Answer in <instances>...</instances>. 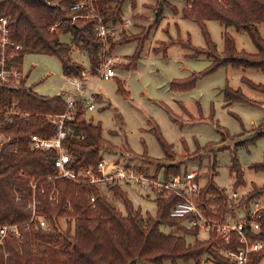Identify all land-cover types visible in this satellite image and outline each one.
<instances>
[{
	"label": "trees",
	"instance_id": "trees-1",
	"mask_svg": "<svg viewBox=\"0 0 264 264\" xmlns=\"http://www.w3.org/2000/svg\"><path fill=\"white\" fill-rule=\"evenodd\" d=\"M87 1L0 0V16L10 17L11 38L23 46L18 50L16 60L22 64L27 52H44L58 57L66 76L81 75L86 67L72 56L73 47L78 46L86 50L90 67L94 70L100 62L104 42L95 31L96 18L86 16L90 9ZM124 1L94 0L106 21L114 24L123 23L125 20L122 12ZM79 2L85 4L74 7ZM133 2L135 5V0ZM185 2L183 16L198 22L204 30L210 49L209 56L214 58L210 70L224 63L264 70V36L259 30V24L264 23V0ZM174 9L177 11L176 7ZM209 19L247 31L257 46V52L238 50L234 37L225 30V50L220 56L206 29V20ZM63 33L71 35V43L61 39ZM134 38L136 37L127 34H123L118 40L109 38L108 53L117 43ZM182 44L192 46L191 42ZM143 46V42H138L136 52L129 57L130 62L123 65L125 69L136 67ZM205 50L198 48L193 55ZM198 76L194 73L185 81L174 79L172 87L192 88ZM27 77L28 74H25L24 81ZM250 83L253 87L264 90V86ZM33 87L30 84L26 88L17 89L0 82V130L11 136V141L0 149V227L17 223L21 232L19 237L8 231L2 238L0 264H138L143 261L163 264L165 260L177 264L178 260H199L206 253L221 262L228 261L219 250L229 244L215 239V232L211 234V238H200L198 228H186L181 225L183 219L170 215L171 208L179 200V196L175 194L157 197V215L145 216L140 210L133 208L118 183L105 185L115 197L124 200L126 213L119 210L102 193L101 185L77 183L66 177L49 180V175L57 173V150L31 148L26 137L32 133L44 136L55 134L56 126L46 114L62 113L66 103L62 93L45 95L38 93ZM118 89L123 94L128 93L121 79L118 80ZM224 97L228 102L247 100L241 88L229 85L224 89ZM13 102L18 103L21 112L9 114L12 117L10 120L5 109ZM85 113L84 104L80 101L76 118L69 122L73 134L63 142L66 152L71 155L69 166L76 170L84 167L96 168L103 159L102 148L117 149V146L103 136L101 123L86 120ZM261 135H264V131H256L249 140ZM158 137L165 151V157L158 165L164 167L165 160H173L176 154L172 146L163 140L160 132ZM255 167L264 168V163ZM165 168V178L182 172L181 166L177 164H168ZM231 171L240 179L239 183L244 182L243 170L237 159L233 160ZM158 173L157 171L156 175ZM199 176L200 174L197 179ZM51 195H56V200ZM245 195L249 199L264 196V185L251 186V190ZM92 196H95V202H92ZM33 200L38 202L36 212L39 217L47 219L48 228L43 227L38 219H33V211L29 206ZM200 204L206 214L214 219L224 220L229 216H237L236 205L231 206L228 202V193L212 180L201 187ZM262 213L261 227L251 235L264 240V209ZM66 215L73 223L62 230L59 219ZM161 224L175 227L176 231H165ZM188 236H193L194 239L189 240ZM230 246L236 247L237 244ZM262 262L264 248L252 254L251 264Z\"/></svg>",
	"mask_w": 264,
	"mask_h": 264
},
{
	"label": "rangeland",
	"instance_id": "rangeland-1",
	"mask_svg": "<svg viewBox=\"0 0 264 264\" xmlns=\"http://www.w3.org/2000/svg\"><path fill=\"white\" fill-rule=\"evenodd\" d=\"M133 4V0L124 1L122 12L125 20L117 24L119 32L113 40L120 39L123 34L136 38L117 43L109 53L123 59L117 65L118 75L108 80L97 75L83 76L88 89L101 96L95 101V109L87 108L85 118L101 123L103 136L117 146V149L102 148V158L117 160L123 152L126 163L150 174L158 171L159 179L165 178L163 171L168 164H177L182 168L181 173L197 170L202 187L212 180L227 193L236 189L247 194L251 186H263L264 168L255 166L264 163V135L251 141L249 138L256 131H264V90L250 83L264 86V70L237 67L231 63L210 70L214 58L209 56L210 49L200 24L183 16L185 0H135ZM126 21L129 22L127 26L124 25ZM206 29L220 56L225 50V30L234 37L238 50L248 53L258 50L245 30L226 26L216 19L206 20ZM259 30L264 36V23L259 24ZM61 39L71 43L69 33H63ZM138 42H143L144 46L137 65L125 69L123 65L130 62L129 57L136 52ZM189 42L192 46L182 44ZM198 48L206 50L193 55ZM72 56L85 67H90L86 50L74 46ZM22 64L25 74H28L27 82L34 85L38 93L79 94L67 82L61 62L55 55L27 52ZM194 73L199 75L194 87H172L174 79L185 81ZM119 79L124 81L127 94L119 91ZM228 85L241 88L247 100L226 101L224 89ZM159 132L176 154L173 160H165L164 167L158 165L165 157ZM234 159L243 170L242 183L231 171ZM118 184L135 210H140L145 216L157 215V197L154 194L146 195L134 181L119 180ZM101 190L119 210L127 212L122 198L115 197L105 184L101 185ZM71 220L67 215L60 217L61 229L71 226ZM161 228L176 231L168 224H161ZM205 236L204 232L199 234L200 238ZM188 239L193 240L194 237L188 236ZM138 264L157 263L143 261ZM163 264L174 263L165 260ZM177 264L187 263L178 260Z\"/></svg>",
	"mask_w": 264,
	"mask_h": 264
},
{
	"label": "built area",
	"instance_id": "built-area-1",
	"mask_svg": "<svg viewBox=\"0 0 264 264\" xmlns=\"http://www.w3.org/2000/svg\"><path fill=\"white\" fill-rule=\"evenodd\" d=\"M90 9L86 14L87 17L96 18L95 31L103 40L100 62L92 70L86 67L81 71V75H67V82L78 90V95L64 96L66 108L62 113L46 114L47 118L56 126V132L52 136H44L39 133H32L26 137L31 148L47 149L55 148L58 152L55 158L57 173L49 175V180L56 177H66L77 183L107 184L118 183L119 180L128 182L134 181L146 192V195L154 194L155 197H169L173 194L179 196V200L170 210L172 217L183 219L182 226L186 228H198L199 234L204 232L205 238H211L215 232V239H221L224 243L229 244L220 248V253L227 258V262H221L211 254H204L199 260H191L187 264H251L252 254L264 248V240L252 237V232H257L261 227L263 217L264 196L248 198L234 189L228 193V202L235 206L237 216H229L224 220L211 218L206 214L200 204L201 183L197 179L199 173L197 170H188L183 173L170 175L169 178L159 179V176L150 174L135 165L126 163V156L121 152L122 157L117 160L107 161L102 159L96 168L84 167L76 170L69 166L71 155L66 152L64 139L73 132L69 122L74 120L78 112L79 102H83L85 110L96 108V99L98 93L87 87L83 76L97 75L101 79H110L117 76V65L123 60L118 55L108 53L109 38L115 39L118 34V26L112 22H107L105 15L98 11L94 0L86 2ZM85 2H79L74 7L84 5ZM9 16H0V82L11 88L28 87L29 83L24 81L25 72L23 64H20L16 57L18 50L23 46L16 43L11 38V27L9 25ZM128 25V21L124 23ZM54 29V27H52ZM7 118L12 120L9 114L21 112L18 109V103L13 102L7 109ZM11 141L10 134L0 130V149ZM56 200V195H51ZM95 202V196L91 197ZM244 200V202H241ZM38 202L33 200L29 205L33 211V219L39 220L43 227H49L47 219L39 217L36 212ZM69 209L72 207L69 205ZM95 207V204L93 205ZM27 226L29 224L27 223ZM10 231L11 233L21 236L19 225L9 224L0 227V242L2 238ZM199 236V235H198ZM230 244H237L236 247ZM264 264V262L260 263Z\"/></svg>",
	"mask_w": 264,
	"mask_h": 264
},
{
	"label": "crops",
	"instance_id": "crops-1",
	"mask_svg": "<svg viewBox=\"0 0 264 264\" xmlns=\"http://www.w3.org/2000/svg\"><path fill=\"white\" fill-rule=\"evenodd\" d=\"M127 22V21H126ZM128 24H129V22H128ZM118 69V68H117ZM118 75V74H117ZM87 77V76H86ZM86 77H83V79L85 80V82H86ZM101 98V96L99 95L98 96V99H100Z\"/></svg>",
	"mask_w": 264,
	"mask_h": 264
}]
</instances>
